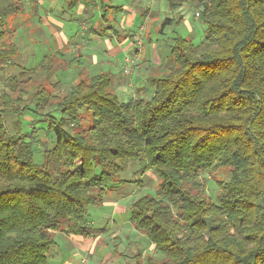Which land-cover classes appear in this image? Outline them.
<instances>
[{"label": "trees", "instance_id": "16d2710c", "mask_svg": "<svg viewBox=\"0 0 264 264\" xmlns=\"http://www.w3.org/2000/svg\"><path fill=\"white\" fill-rule=\"evenodd\" d=\"M63 1L74 15L77 0ZM166 1L197 12L206 29L198 43L173 37L171 66L149 80L150 97L123 100L109 72L63 95L39 85L29 96L15 75L6 80L0 264H50L57 233L98 236L89 209L104 204L131 162L160 181L157 196L138 198L129 214L161 257L138 253L128 264H264V0ZM27 2L0 0V70L20 53L14 22ZM29 122H43L54 144L42 148ZM216 168L229 178L216 179L213 198L202 174Z\"/></svg>", "mask_w": 264, "mask_h": 264}, {"label": "rangeland", "instance_id": "374dc122", "mask_svg": "<svg viewBox=\"0 0 264 264\" xmlns=\"http://www.w3.org/2000/svg\"><path fill=\"white\" fill-rule=\"evenodd\" d=\"M31 1L14 22L20 53L0 70V94L8 89L5 82L11 75L19 79V85L31 96L39 85L52 95L67 94L80 79L109 72L114 89L123 100L150 97L153 87L149 80L164 75L171 66L173 37L179 34L198 43L204 39L206 29L197 12L188 6L172 9L166 0H77L74 15L63 0ZM168 18L172 23L164 26ZM122 41L125 42L121 44ZM57 44L61 45L64 56L55 53L49 56ZM127 45L129 51L125 50ZM139 48L142 58L136 53ZM79 54L84 58L83 63L71 65L70 59ZM45 56L49 57L42 62ZM24 100L28 101L26 95ZM83 115V127L89 126L91 112L85 111ZM5 118L9 127L16 120L12 115ZM26 118L33 123L32 116ZM28 124L27 131L35 125L34 135L42 148L54 144L43 122ZM202 177L208 183V193L215 198L216 179L228 180L229 175L226 169L216 168ZM117 179L104 204L89 209L93 228L100 231L98 237L105 241L98 245L99 255L94 254L98 260L92 259L93 256L89 264L134 263L138 253H141L140 261L151 253L161 257L145 234L133 227L129 214L131 204L138 198L157 196L159 178L153 169L146 170L144 163L131 162ZM55 239L51 254L58 260L54 264H64L73 257L77 261L87 257L66 235L57 233Z\"/></svg>", "mask_w": 264, "mask_h": 264}, {"label": "crops", "instance_id": "0c3cea01", "mask_svg": "<svg viewBox=\"0 0 264 264\" xmlns=\"http://www.w3.org/2000/svg\"><path fill=\"white\" fill-rule=\"evenodd\" d=\"M124 42L122 41L121 44H123ZM55 47H56L55 49L58 50V48L59 49L61 48V45L57 44ZM117 48H118V50H121L119 47H117ZM117 48H115V50ZM127 48H128V45L125 48V50H127ZM115 50L113 52H110V53L114 54ZM141 50L142 49H140V48L136 49V53H137V55L139 54L138 55L139 58H142L144 56L141 54L142 53ZM127 51H129V49ZM79 55H82V54H79ZM83 60H84V58H83ZM125 62H126V60H125ZM94 63L95 62L92 61V64H94ZM87 64L91 66V64H89V63H87ZM60 234L66 235V234H62V233H60ZM66 236L74 241L75 246H79L82 248L81 252H85L88 255H87V257L82 258L81 261L75 260L74 257L70 258L69 260L65 261L64 264H89V261H90L91 257L94 256V254L98 253V255H99L100 251H99L98 245L105 243L104 239L101 237H98V236H95V237H84V236H80V235H66ZM82 237H84V238H82ZM107 257H109V255H107ZM92 259L98 260V258L96 256H94V258H92ZM57 260H58V258L56 256H53L52 254L49 257L50 264H54L55 262H57ZM102 262H106V261H102Z\"/></svg>", "mask_w": 264, "mask_h": 264}]
</instances>
